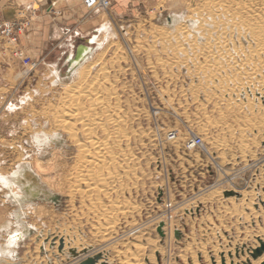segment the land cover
I'll list each match as a JSON object with an SVG mask.
<instances>
[{
    "label": "rangeland",
    "instance_id": "rangeland-1",
    "mask_svg": "<svg viewBox=\"0 0 264 264\" xmlns=\"http://www.w3.org/2000/svg\"><path fill=\"white\" fill-rule=\"evenodd\" d=\"M50 1L0 0V20L29 19L18 44L0 36V175L16 172L21 162L33 170L37 157L43 170L33 172L40 184L61 198L56 205L20 201L19 186L0 182V264H76L87 255L68 259L67 249L87 246V254L101 252L108 264H220L222 257L229 262V252L236 264L250 253L253 264L258 258L248 249L264 236V51L237 57V64L249 56L252 61L240 70L222 63L214 73L192 74L194 66L211 62L186 59L190 37L182 43L183 37L157 32L190 0H111L108 10L94 7L95 0ZM216 1L232 16L255 17L259 22L252 26L263 29L264 0ZM66 22L75 47L102 23L109 26L99 30L100 44L68 78L58 47L64 37L57 40L52 32ZM237 47H246L245 41ZM23 57L36 68L25 67ZM74 86L95 100L85 105L96 110L93 135L104 147L97 157L105 172L100 187L108 198L72 194L86 184L73 177L74 168L79 176L91 171L77 154L90 148L81 129L71 141L56 120ZM171 130L177 137L169 140ZM193 134L203 145L184 149ZM168 201L171 219L164 216ZM60 236L63 253L50 247ZM236 247L245 254L235 257Z\"/></svg>",
    "mask_w": 264,
    "mask_h": 264
},
{
    "label": "bare ground",
    "instance_id": "bare-ground-1",
    "mask_svg": "<svg viewBox=\"0 0 264 264\" xmlns=\"http://www.w3.org/2000/svg\"><path fill=\"white\" fill-rule=\"evenodd\" d=\"M183 6L184 7L181 8V10L174 11L168 14L167 19H163V22H165L163 23V25H165L166 27H162V26L158 27L159 30L157 32H163L166 35L167 33L168 34L170 33L172 36H180L181 38L183 37L182 39H178L182 43L184 42L186 37H190L189 43L187 45H191V46L188 47V51H186L188 56H186L184 53V56L186 57V59L192 58L194 60L196 58L203 56L205 57V59L211 62L210 64H207V65L199 63V65L194 66L191 72L192 74L195 72H198L199 70L205 71L206 73L207 72L214 73V71L218 69L222 63H226L231 68H233L234 66L237 69H239L243 67L244 64L252 62V61H249V57L251 55L253 54L256 55V54H259L261 51H264V47L257 46L259 45L261 39L264 38V27L263 29H261L260 25L258 24L256 27L252 26L254 22L256 21L255 17L248 16V17L241 18L238 16H232L230 15V13H228L229 11L228 10L225 11L223 7L219 3H217L216 0H190V1H186L185 3H183ZM258 22L259 20L256 21V23ZM108 29H109V26H107V24L102 23L101 27H96L93 33L89 37L86 38L87 44L85 46L90 47L89 53L87 56H85L82 59V62L73 69L72 72H74L75 69L76 70L80 69L82 67V64L92 56V52L95 49L94 44L95 43L96 45L100 44L99 39H96V35L98 34L99 30H108ZM242 39L245 41L246 47H237V42L239 40L242 41ZM182 43L178 44L176 48L179 50L182 49L179 47ZM246 52H248L250 56L244 60L245 63L243 64V62L242 63L238 62L239 64H237L235 59H237V57H240L241 55H243V53H246ZM72 54H69V56ZM241 58L239 59L241 60ZM214 60H217V62ZM71 73L67 75L65 73L63 74H65L66 78H68L71 75ZM255 74L256 73H253L250 76H256ZM72 89L74 90L69 92L68 95L66 94L67 98H64L62 100V103H61L62 113L59 115V117L56 120L58 121V125L61 126L62 131L66 134V137L68 139H71V141H76L75 139L76 130L81 129L82 136H85V139H87V142L89 143L87 147H90V148L87 150L78 151L77 154H79V157H80L79 162L88 165L89 170H91L89 172H85L84 174L82 173V175L79 176L78 171L75 170V168L73 167L74 168L73 177L74 178L77 177V179L81 183L84 182L86 184H84V187L82 186V187L74 188L72 194L77 193L78 196L80 195L82 196L88 193H93L96 197L102 196V197L108 198V195H109L108 189L104 190L100 187V185L103 182L102 179L104 178L103 176L105 175L104 174L105 172L103 171L104 168H103V163L101 162L102 159L100 158L97 159V157L99 154H101L104 151L103 149L104 147L101 146L98 138H96L93 135L94 133L93 130L95 128V122H96L95 121L96 110L94 107L87 108L88 105L93 106L95 104V100H94L92 93H89L88 90L83 92V96L78 95L79 94L78 90H80V86H74L72 87ZM85 101H87L88 103L87 106L85 105ZM113 122H114V119L113 120L110 119L109 121H107V123H109L110 125L115 124ZM37 138L40 141V139L43 140L42 138H45V137L41 138V135H40ZM91 154L93 156H91ZM20 166L22 167L17 169L16 172L14 173L12 172L11 175H8V176L0 175V182L3 185L7 186L8 188L14 186L12 185V183H15L17 186H19V188L21 189V192L23 193V195L17 194L16 198L20 201L31 200L29 197H30V194L33 192L32 191L33 189H28L27 187H25L24 184L26 182L22 179V177L25 178L26 176L25 169L26 167H28L27 162L26 163L21 162ZM31 167L33 170H35V173H41V171L43 170L40 166V161L37 157H34L32 159ZM86 180H88V182H85ZM238 194L239 195H237L238 196L237 198L241 196L240 193ZM14 195L15 194H13V196ZM13 198L16 199L15 197ZM136 232H138V230H136ZM13 236H16L18 238L20 237V234L17 233V234H14ZM263 237L264 236L258 237V239L263 240L264 239ZM58 238L59 237H57V242H58ZM55 240L56 238L54 239V242ZM257 241H258V244L254 248L259 246V240ZM58 245H59V242L57 244L55 242L53 246H51L50 244V247L54 248L55 246H57V252L63 253L64 247L61 251H59ZM64 246H65V242H64ZM254 248L248 249V253L253 252L252 250ZM68 249L66 252H68ZM234 250L236 252V256L235 254L234 256L237 258H239L240 255L245 254V252L241 253L242 252L241 247L240 248L236 247ZM229 256H231L229 262L226 261L224 257H222L221 260L219 259L220 264H236L233 261L234 257H233L232 252L228 253V257ZM249 257H251L250 253L246 261L242 262V264H250ZM73 258L74 257L70 259H73ZM136 258L137 257H135V259ZM74 259H78V258H74ZM263 260H264V252L260 257H258L257 260L254 261L253 264H260L263 262Z\"/></svg>",
    "mask_w": 264,
    "mask_h": 264
},
{
    "label": "water",
    "instance_id": "water-1",
    "mask_svg": "<svg viewBox=\"0 0 264 264\" xmlns=\"http://www.w3.org/2000/svg\"><path fill=\"white\" fill-rule=\"evenodd\" d=\"M89 43V41H88ZM92 43V42H90ZM87 44V39L85 44H81L75 47V52L69 56L67 55L65 66H66V71L65 74H70L75 67H77L78 64L82 62V59L88 55L90 47L85 46ZM26 176L25 178L22 177V179L26 182L24 184L25 187L28 189H33L32 193L30 194V199L33 201H39L42 202L43 200H49L50 202H53L55 205L60 201V196L59 194L55 193H48L47 190L45 189L43 184H40L38 177L35 175L33 170H31L29 167H26L25 169ZM226 195H232L235 194L234 191H225ZM239 195L238 193H236ZM163 222H160L157 228V231L159 234L163 235V230H162V224ZM31 228L29 229L28 233L31 232ZM27 233V235H28ZM174 234L177 238L181 236V233L178 229H175ZM26 235V236H27ZM46 241V239H45ZM64 239L63 237L58 238V250L61 251L64 247ZM51 246L54 245V239L50 241ZM92 249L91 246H88L87 248H83L81 250H77L75 247L69 248L66 256H68V259L74 257V258H79L83 255H87L88 252ZM251 252V255L254 259L260 257L263 252H264V239L261 240L259 239V246L254 248ZM103 255L101 252H96L92 254H88L86 258H83L76 262V264H108V262L105 260H102ZM102 260V261H100ZM100 262V263H99ZM264 264V260L262 263Z\"/></svg>",
    "mask_w": 264,
    "mask_h": 264
},
{
    "label": "built area",
    "instance_id": "built-area-1",
    "mask_svg": "<svg viewBox=\"0 0 264 264\" xmlns=\"http://www.w3.org/2000/svg\"><path fill=\"white\" fill-rule=\"evenodd\" d=\"M111 0H95L94 7L98 8V10H108ZM22 15L20 11L18 16ZM29 25L28 17L22 15L20 17L7 18L0 20V36L5 39L7 42L11 44H18L20 41V35L26 30ZM21 50L16 49L13 51L15 55H20ZM24 60V61H23ZM23 65L28 67L29 70L36 68L37 63L35 61H31L29 57H23L22 59ZM166 136L169 140L175 139L176 131L171 130L166 133ZM203 145V139L200 136L195 134L192 137L188 138L184 144V149L190 148H201ZM164 210L165 217L171 219L173 217V205L171 201L164 202Z\"/></svg>",
    "mask_w": 264,
    "mask_h": 264
},
{
    "label": "crops",
    "instance_id": "crops-1",
    "mask_svg": "<svg viewBox=\"0 0 264 264\" xmlns=\"http://www.w3.org/2000/svg\"><path fill=\"white\" fill-rule=\"evenodd\" d=\"M50 2H51V4H55L56 3L53 0H51ZM20 5H21V2H20ZM18 11H21V9H19ZM0 13H1V11H0ZM70 26H71V24H68L66 22L63 27L59 26V25L58 26L56 25V27L52 30L53 35H55L57 40H61L62 37H64V40L61 41V44H58V47L61 48V51H60L61 54H65V57H64L65 58V62H66L67 55L74 53V48H75V46H73V44H72L73 43L72 40H71L72 37H70V33L72 32ZM90 35H88V36H90ZM27 41H28V39L26 37H23V39H21V45L23 44L22 46H24V47H22L23 50L25 48V44L27 43ZM7 43H9V42H7ZM64 47H66V48L63 50L62 48H64ZM57 61L55 62V64L57 66V70L59 71V75L64 76L59 70V66H58L59 63ZM64 65H65V63H64Z\"/></svg>",
    "mask_w": 264,
    "mask_h": 264
},
{
    "label": "flooded vegetation",
    "instance_id": "flooded-vegetation-1",
    "mask_svg": "<svg viewBox=\"0 0 264 264\" xmlns=\"http://www.w3.org/2000/svg\"><path fill=\"white\" fill-rule=\"evenodd\" d=\"M74 50H75V48H74ZM259 198H260V201H262V199H261V194H260V197H259Z\"/></svg>",
    "mask_w": 264,
    "mask_h": 264
}]
</instances>
